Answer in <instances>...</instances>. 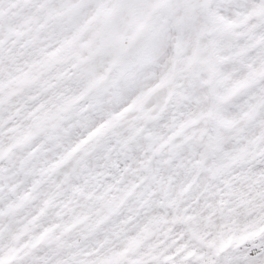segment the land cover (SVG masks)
<instances>
[{
  "label": "snow or ice",
  "instance_id": "obj_1",
  "mask_svg": "<svg viewBox=\"0 0 264 264\" xmlns=\"http://www.w3.org/2000/svg\"><path fill=\"white\" fill-rule=\"evenodd\" d=\"M0 264H264V0H0Z\"/></svg>",
  "mask_w": 264,
  "mask_h": 264
}]
</instances>
